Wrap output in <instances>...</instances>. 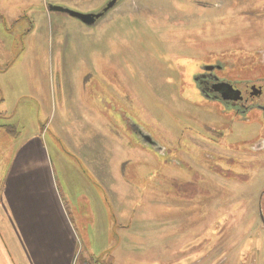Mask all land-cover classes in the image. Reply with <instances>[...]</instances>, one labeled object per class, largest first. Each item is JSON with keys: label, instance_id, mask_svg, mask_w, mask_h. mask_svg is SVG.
Listing matches in <instances>:
<instances>
[{"label": "rangeland", "instance_id": "374dc122", "mask_svg": "<svg viewBox=\"0 0 264 264\" xmlns=\"http://www.w3.org/2000/svg\"><path fill=\"white\" fill-rule=\"evenodd\" d=\"M108 1L0 0V220L14 200L53 205L52 189L80 262L264 264V121L174 85L196 58L232 80L262 76L264 0H117L90 27L49 9Z\"/></svg>", "mask_w": 264, "mask_h": 264}, {"label": "crops", "instance_id": "0c3cea01", "mask_svg": "<svg viewBox=\"0 0 264 264\" xmlns=\"http://www.w3.org/2000/svg\"><path fill=\"white\" fill-rule=\"evenodd\" d=\"M29 178L21 175L20 181ZM48 195L53 205H38L37 197L24 199V204L13 201L12 211L0 220V264L72 263L81 250L77 228L58 195L52 189Z\"/></svg>", "mask_w": 264, "mask_h": 264}, {"label": "flooded vegetation", "instance_id": "af4514ba", "mask_svg": "<svg viewBox=\"0 0 264 264\" xmlns=\"http://www.w3.org/2000/svg\"><path fill=\"white\" fill-rule=\"evenodd\" d=\"M101 9L99 11L92 12L95 14L98 13V16L94 17L93 23L85 25L89 27L93 26L109 10L108 9L105 13L101 14ZM210 52L211 51H209V53ZM258 52V56L260 54L264 56L262 49L258 50ZM258 60H261L260 62L264 63V58L259 56ZM190 64L192 65V71L188 73V85H182L178 81L177 83L174 80V85H177V90L183 93L181 96L183 99L192 102V100H194L192 98L194 97L195 99L203 100L209 103H215L221 106L224 112L233 114L236 120L242 122L248 121L246 118L248 112L256 111L261 120L264 121V73L262 76H259L253 80H232L223 75L222 72L224 71V66L222 62L217 59L209 62L208 60L201 61L200 59L196 58L191 60ZM171 66H176V64L173 62L171 63ZM177 74L179 79L180 76L184 77L185 75L184 71H180L179 73L177 72ZM192 87L194 88V92H191ZM106 104L108 108H112V103L109 104L106 102ZM119 117L122 118L121 121L124 123L121 125L122 129H125L126 133L130 137H132L145 148H148L154 152H158L159 154L163 153V147L155 140L150 131L135 123L133 119L127 117L121 111ZM207 128L210 130L212 129V127ZM261 133L264 136V131L262 132L261 130ZM148 140L153 142L154 145L152 146L151 144H147ZM255 143V149H262L261 138L256 139Z\"/></svg>", "mask_w": 264, "mask_h": 264}, {"label": "water", "instance_id": "95a60500", "mask_svg": "<svg viewBox=\"0 0 264 264\" xmlns=\"http://www.w3.org/2000/svg\"><path fill=\"white\" fill-rule=\"evenodd\" d=\"M117 0H110L102 9H101V14L105 13L108 9H110L111 7H113L115 5ZM49 9L51 11H57V12H63L68 14L71 17H74L78 20H80L81 22H83L84 24H91L94 21V17L98 16V13H79V12H75L69 9H65L59 6H50ZM147 144H151L152 146L154 145L153 142H151L150 140L147 141Z\"/></svg>", "mask_w": 264, "mask_h": 264}, {"label": "built area", "instance_id": "2783aa9c", "mask_svg": "<svg viewBox=\"0 0 264 264\" xmlns=\"http://www.w3.org/2000/svg\"><path fill=\"white\" fill-rule=\"evenodd\" d=\"M79 255V254H78ZM78 255H77V253L74 255V258H73V261H72V263L71 264H86L85 262L83 263V262H77V260H78Z\"/></svg>", "mask_w": 264, "mask_h": 264}]
</instances>
